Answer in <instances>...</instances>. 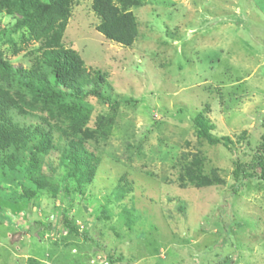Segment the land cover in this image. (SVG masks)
I'll list each match as a JSON object with an SVG mask.
<instances>
[{"label": "rangeland", "instance_id": "1", "mask_svg": "<svg viewBox=\"0 0 264 264\" xmlns=\"http://www.w3.org/2000/svg\"><path fill=\"white\" fill-rule=\"evenodd\" d=\"M92 2L72 0L62 44L119 97L114 112L86 100L90 128L115 117L106 141L87 144L102 162L80 194L73 181L61 182L60 152L50 151L38 174L44 186L27 201L19 195L33 188L0 171V264H264V183L232 177L264 133V0H139L130 47L97 32ZM15 18L0 12V51L29 68L40 44L21 43ZM13 46L24 49L14 54ZM201 112L213 142L195 135ZM220 137L234 142V153ZM196 151L218 182L181 187L178 164ZM123 177L131 189L117 201ZM66 218L90 240L69 234Z\"/></svg>", "mask_w": 264, "mask_h": 264}, {"label": "trees", "instance_id": "2", "mask_svg": "<svg viewBox=\"0 0 264 264\" xmlns=\"http://www.w3.org/2000/svg\"><path fill=\"white\" fill-rule=\"evenodd\" d=\"M71 3L72 0H0V12L18 16L13 29L21 31V43L40 44L29 68L14 67L0 51V171L3 175H15L23 187L33 188L19 195V199L25 201L32 198L34 188L44 186L38 174L43 157L50 151L60 152L61 182L73 181L77 188L73 191L84 193L81 188L93 181L102 162V155L88 150L87 144L106 141L115 119L113 114H108L99 120L97 128H90L93 110L86 105V100L93 98L106 103L112 112L119 104V97L112 98V91L100 71H95L94 76L86 73L78 52L62 44ZM139 4V0H93L91 8L99 19L97 32L112 42L130 47L137 38V23L130 9ZM22 49L24 46H13L12 52L16 54ZM14 82L19 90H13ZM30 119L32 122L28 121ZM193 125L198 139L204 136L213 139L209 135L213 125L205 114L195 115ZM54 132L58 134L56 138ZM244 135L238 137V142L245 139ZM215 140L226 150L235 152L234 142L229 137ZM244 142L250 146L248 140ZM256 147V155L248 162L237 158L232 171L236 182L256 179L264 183V133ZM182 157L186 160L178 164L181 187H209L218 182L216 169L206 173L205 157L199 151ZM118 184L115 199L120 201L130 191L131 184L125 177ZM106 210L107 206L103 214L108 213ZM64 224L69 234L83 238L84 242L92 237L79 231L68 218L64 219ZM28 262L35 264L34 260Z\"/></svg>", "mask_w": 264, "mask_h": 264}]
</instances>
